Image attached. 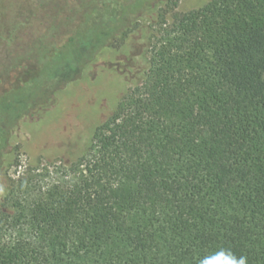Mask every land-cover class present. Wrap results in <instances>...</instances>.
Listing matches in <instances>:
<instances>
[{"label":"trees","instance_id":"16d2710c","mask_svg":"<svg viewBox=\"0 0 264 264\" xmlns=\"http://www.w3.org/2000/svg\"><path fill=\"white\" fill-rule=\"evenodd\" d=\"M22 1L0 8L15 14ZM132 6L88 17L0 93V264H199L221 249L264 264V0L189 12L168 0L150 57L121 67L134 86L87 152L10 175L11 130L43 118L129 27Z\"/></svg>","mask_w":264,"mask_h":264},{"label":"rangeland","instance_id":"374dc122","mask_svg":"<svg viewBox=\"0 0 264 264\" xmlns=\"http://www.w3.org/2000/svg\"><path fill=\"white\" fill-rule=\"evenodd\" d=\"M167 1L23 0L22 9L9 15L0 8L1 93L28 79L38 69L39 58L64 44L88 17L94 20L113 4L117 8L141 6L130 18L129 27L98 53L80 79L54 92V98L44 107L43 118H27L19 128L11 130L12 152L6 159L10 175L17 178L30 166L52 165L50 170L54 171L87 152L96 127L109 118L118 101L134 86V81L123 76L121 67L131 57L137 63L142 61V55L150 57V37ZM209 1L178 0L177 11L196 10ZM23 96L21 93L17 97ZM45 178L48 181L49 177Z\"/></svg>","mask_w":264,"mask_h":264},{"label":"clouds","instance_id":"9594fccd","mask_svg":"<svg viewBox=\"0 0 264 264\" xmlns=\"http://www.w3.org/2000/svg\"><path fill=\"white\" fill-rule=\"evenodd\" d=\"M199 264H247V257H237L230 250L221 249L203 257Z\"/></svg>","mask_w":264,"mask_h":264}]
</instances>
